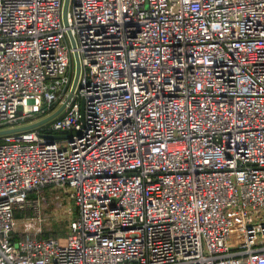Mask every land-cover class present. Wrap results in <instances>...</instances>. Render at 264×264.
<instances>
[{
    "label": "built area",
    "instance_id": "1",
    "mask_svg": "<svg viewBox=\"0 0 264 264\" xmlns=\"http://www.w3.org/2000/svg\"><path fill=\"white\" fill-rule=\"evenodd\" d=\"M62 6L0 0V130L64 104L0 135V264H264V0Z\"/></svg>",
    "mask_w": 264,
    "mask_h": 264
},
{
    "label": "rangeland",
    "instance_id": "2",
    "mask_svg": "<svg viewBox=\"0 0 264 264\" xmlns=\"http://www.w3.org/2000/svg\"><path fill=\"white\" fill-rule=\"evenodd\" d=\"M60 193L63 196V193ZM45 200V203L42 204L41 211L36 216L40 224L39 235L57 237L59 243L64 245L69 236V221L74 216L73 204L71 200H67L64 197L62 199L57 198L51 192L46 196ZM14 216V219H16V232H20L24 228L26 220L32 222L36 219L29 210L16 209ZM39 217L41 221H39Z\"/></svg>",
    "mask_w": 264,
    "mask_h": 264
},
{
    "label": "water",
    "instance_id": "3",
    "mask_svg": "<svg viewBox=\"0 0 264 264\" xmlns=\"http://www.w3.org/2000/svg\"><path fill=\"white\" fill-rule=\"evenodd\" d=\"M68 1L69 0H63L62 9H63V20H64V22L66 21ZM70 40H71V44L73 45V47H75V43H74V40H73L71 35H70ZM74 61H75V74H74V81H73V85H72V90L74 89V87H75V85L77 83V79H78L77 76H78V72H79V68H80V64H79V61H78V56H77L76 51L74 52ZM63 107H64V104L61 107H59L58 109H56L55 111H53L52 113H50L47 117L42 118L40 120L31 122V123L26 124V125L0 130V135L1 134H5V133H14L15 131L28 130V129H31L32 127H36V126L42 125V124L48 122V120H50L53 117H55L56 115H58L59 112L63 109ZM50 136L57 137V138L58 137H64V136L58 135V134H52Z\"/></svg>",
    "mask_w": 264,
    "mask_h": 264
},
{
    "label": "trees",
    "instance_id": "4",
    "mask_svg": "<svg viewBox=\"0 0 264 264\" xmlns=\"http://www.w3.org/2000/svg\"><path fill=\"white\" fill-rule=\"evenodd\" d=\"M42 237H51V236H43V235H42Z\"/></svg>",
    "mask_w": 264,
    "mask_h": 264
}]
</instances>
